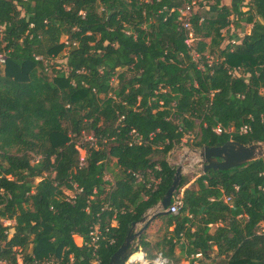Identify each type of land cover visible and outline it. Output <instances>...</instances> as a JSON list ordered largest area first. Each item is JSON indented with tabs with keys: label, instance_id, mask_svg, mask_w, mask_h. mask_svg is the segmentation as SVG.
I'll list each match as a JSON object with an SVG mask.
<instances>
[{
	"label": "trees",
	"instance_id": "obj_1",
	"mask_svg": "<svg viewBox=\"0 0 264 264\" xmlns=\"http://www.w3.org/2000/svg\"><path fill=\"white\" fill-rule=\"evenodd\" d=\"M191 1L0 0V262L108 264L171 187L183 139L264 142V0L200 1L185 30ZM192 179L156 240L141 236L146 258L264 264V159Z\"/></svg>",
	"mask_w": 264,
	"mask_h": 264
},
{
	"label": "water",
	"instance_id": "obj_2",
	"mask_svg": "<svg viewBox=\"0 0 264 264\" xmlns=\"http://www.w3.org/2000/svg\"><path fill=\"white\" fill-rule=\"evenodd\" d=\"M201 162L203 173L209 170L226 171L232 168L247 165L258 159H264V142L241 144L230 140L221 146L203 147L194 151ZM181 180V167L175 171L173 183L164 198L155 207L151 208L138 222L131 224L129 232L120 246L112 255L108 264H125L127 259L139 249L141 236L150 223L159 216L169 214L167 207L170 205L173 194L178 189ZM137 225H141L137 229Z\"/></svg>",
	"mask_w": 264,
	"mask_h": 264
},
{
	"label": "built area",
	"instance_id": "obj_3",
	"mask_svg": "<svg viewBox=\"0 0 264 264\" xmlns=\"http://www.w3.org/2000/svg\"><path fill=\"white\" fill-rule=\"evenodd\" d=\"M196 0H192L190 2V4H186L184 9L180 10V17H179V21L181 22V26L185 29V30H190V25L188 23V19L192 13V9L194 8V6L196 5ZM192 8V9H191ZM189 40L187 41V43H190L189 41L193 40L192 39V34H189ZM232 44H236L234 41H231ZM192 59L193 61L197 64L199 69H203V64L200 62V57L195 54L192 53ZM213 56L207 55L206 56V64L208 66L211 65V63L213 62ZM37 60H39V58H36ZM0 63L3 64L4 63V59L0 58ZM249 131L248 126H242L239 130L238 133L239 134H246ZM214 132H216L217 134H219L221 132V128L220 127H216L214 129ZM85 141H90V142H94V138L92 136H87L85 139ZM78 151L80 153V165H82L83 163V158H84V151L80 148H78ZM201 164V162H200ZM201 169V166H200ZM74 190L73 191H67L65 193L66 195V201H71L74 198L75 193L79 192L76 188V186H73ZM226 202H229L230 200L228 198L225 199ZM181 206V196H174L172 197L171 203L170 205L167 207V211L169 214H177L179 209ZM5 225H10V221H4ZM102 237V234L100 232V230L95 227L93 228V230L90 233V241L86 244L87 246L96 248L97 242L100 240V238ZM113 241H111L112 243ZM84 245L83 240H81V245ZM19 264L21 263V260H18ZM168 259L162 254V253H157L152 259H147L145 254L143 252H141L140 250H138L136 253H134L133 255H131L125 264H168ZM0 264H4L2 262H0ZM31 264H38L37 262L31 263Z\"/></svg>",
	"mask_w": 264,
	"mask_h": 264
},
{
	"label": "rangeland",
	"instance_id": "obj_4",
	"mask_svg": "<svg viewBox=\"0 0 264 264\" xmlns=\"http://www.w3.org/2000/svg\"><path fill=\"white\" fill-rule=\"evenodd\" d=\"M200 1L203 4H206V6H210L212 4V0H196V3L197 4L194 6L193 9L191 8L192 9V12H195L197 9L198 10L200 9V8H198L199 7L198 4H199ZM222 4L227 5V6H230L231 1L230 0H224L222 2ZM249 30H250V26H246L245 29H244V33H248ZM233 32L234 33L236 32V34H238L239 36H242V34L239 33V31H234L233 28L230 27L228 29V31H227L226 37L228 35H230V34H233ZM224 33H225V31H224ZM226 37H225V42H223L221 48H223L226 45V43H227ZM189 42L190 43H193L194 40H191ZM64 54H65V52H62L59 56H57V58L54 59V62L57 63V64H59L58 68L59 67H63V64H64L63 56H64ZM263 93H264V91H263ZM190 140L191 139H188L187 137L185 139H183L182 144L178 148H176V151H178V152H177L176 156L173 157L172 162H174L175 164L180 163V164H182L184 166H187L188 164H191L192 163L191 159H193V152L196 151V149H192L190 147V145H189ZM179 155L182 157V160L180 162H179V159L177 158V156H179ZM112 166H113V164H110V166H109L110 171H113V167ZM189 171H191V170H189ZM199 173H200V163H197L195 165L194 169L190 172L189 175H192V174L193 175H196V174H199ZM109 178H112V177L109 175ZM65 192H67V191H65ZM155 228H158V227H155ZM73 240H74V243L77 246H80L81 245V240L82 239L79 236L75 235L73 237ZM175 255H176L177 258H179L180 264H188L187 259H185L183 256L180 255L179 249H176L175 250ZM21 256H22V254H18V256H17L18 260H21Z\"/></svg>",
	"mask_w": 264,
	"mask_h": 264
},
{
	"label": "crops",
	"instance_id": "obj_5",
	"mask_svg": "<svg viewBox=\"0 0 264 264\" xmlns=\"http://www.w3.org/2000/svg\"><path fill=\"white\" fill-rule=\"evenodd\" d=\"M248 32H249V31H248ZM177 152H178V151H176V149H174L173 151H171V152L169 153L168 158H167L169 164H170L171 166H174L175 168L181 167V176L189 175L190 172L194 169L195 165H196L197 163H200L198 155H197L195 152H193V159H191L192 163H191V164H188L187 166H184V165H182V164H180V163L175 164L174 162H172V159H173V157L176 156ZM177 158L179 159V162L182 160V157H181L180 155L177 156ZM200 166H201V164H200ZM189 170H191V171H189ZM195 173H196V172H195ZM201 173L203 174L202 169H200V173H199V174H201ZM199 174H196V175H193V174H192V175H190V176L193 178L192 180H194V177L197 176V175H199ZM107 178H108V179H112V178H109V174L107 175ZM109 181L113 183V180H109ZM140 226H141V225H137V229H138ZM160 226H161V222L157 219V220H155L154 222L151 223V225L149 226V228H148L147 230H145L144 234L147 235V237H148L149 240H151V241H155V240H156V238H155V236H156V234H155V229H156V228H155V227H160ZM213 230H214V228H212V231H213ZM138 250H140V248H139ZM140 251H141V250H140ZM141 252H142V251H141Z\"/></svg>",
	"mask_w": 264,
	"mask_h": 264
}]
</instances>
